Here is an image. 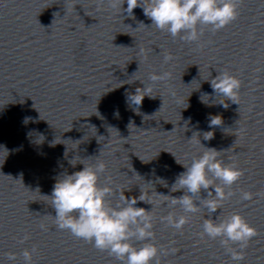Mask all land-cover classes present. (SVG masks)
<instances>
[{
    "label": "water",
    "instance_id": "obj_1",
    "mask_svg": "<svg viewBox=\"0 0 264 264\" xmlns=\"http://www.w3.org/2000/svg\"><path fill=\"white\" fill-rule=\"evenodd\" d=\"M238 10L223 29L206 28L188 43L151 27L142 7L132 18L107 2L98 10L97 0H0V264H24L21 253L33 245V264H120L54 223V184L98 160L106 164L99 184L111 179L113 205L124 189H131L127 198L142 191L153 201L136 207H153V242L176 250L161 264H264V197L241 200L242 190L264 193V0H242ZM223 71L242 82L238 104L211 87ZM164 72L170 79L152 86L154 99L127 101L150 74ZM216 116L221 125H210ZM204 147L244 170L235 195L211 214L239 213L256 229L239 262L219 240L201 237L206 209L181 231L160 221L182 210L155 192L182 196L171 188ZM8 253L17 259L8 261Z\"/></svg>",
    "mask_w": 264,
    "mask_h": 264
},
{
    "label": "clouds",
    "instance_id": "obj_2",
    "mask_svg": "<svg viewBox=\"0 0 264 264\" xmlns=\"http://www.w3.org/2000/svg\"><path fill=\"white\" fill-rule=\"evenodd\" d=\"M105 2L108 7L119 8L120 13L126 12L132 18L133 10L142 7L144 15L152 22L151 27L168 33L173 39L179 37L182 41L191 43L198 42L206 28L216 32L235 21L239 16L238 9L242 0H97L98 10ZM125 3L127 7L123 8ZM141 24L143 22L139 26ZM141 55L147 59L143 49ZM172 59L170 53L164 54V63ZM168 79L170 74L167 72L150 74V83L137 88L135 94L127 96V101L140 106L145 96L154 99L156 96L151 94L152 86ZM210 84L214 93L238 104L242 82L237 77L223 71L211 79ZM223 106L227 108L228 104ZM28 119L25 118V123ZM210 125H221V118H212ZM207 134L209 135L204 136V139L211 140L213 133ZM205 149L189 165H183L186 170L178 175L171 188L172 192L182 190V196L173 197L155 192L157 196L163 197L169 208L179 206L182 210L179 215L169 212L168 215L161 216L160 221L181 231L190 221L191 215L200 212L202 208L206 209L209 218L203 220L201 237L219 240L226 254L233 261L239 262L244 259L243 252L249 241L257 235L256 229L239 213H232L224 218L219 215L216 219H212L211 214L222 209L223 203L235 195L232 186L240 180L244 170L234 162L225 163L219 159L220 152L216 149ZM176 162L181 164L177 159ZM71 164L73 167L76 165ZM83 165L82 170L64 174L58 179L49 197L56 213L52 217L59 230H67L77 239L92 244L98 251L107 252L120 264H161L162 255L175 254L174 248L164 250L153 242V207L151 211L136 207L138 202L153 205V201L144 192L141 191L138 197L127 198L124 192L131 189L121 190L119 200L113 205L109 199L113 195L111 179L107 178L104 186L99 184L100 176L106 172V164L98 160L95 164ZM209 189H214L215 194ZM202 190L207 192L206 198H201ZM254 195L264 197V193L253 194L242 190L241 200H251ZM28 239L25 235L18 243L23 244ZM134 242H138L140 246ZM37 251L35 245L31 249L25 248L21 253L24 264H33V255ZM6 255L8 261L17 259L15 253Z\"/></svg>",
    "mask_w": 264,
    "mask_h": 264
}]
</instances>
